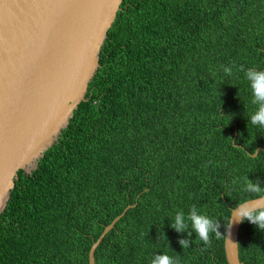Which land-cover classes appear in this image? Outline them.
<instances>
[{
    "label": "trees",
    "instance_id": "1",
    "mask_svg": "<svg viewBox=\"0 0 264 264\" xmlns=\"http://www.w3.org/2000/svg\"><path fill=\"white\" fill-rule=\"evenodd\" d=\"M241 66L264 70V0H122L84 101L36 168L16 173L0 264H87L126 206L94 264H151L160 253L226 264L230 210L259 197L244 179L264 184V154H247L264 149V128L248 121L256 105ZM192 205L221 224L207 247L170 227ZM237 253L264 264V232L240 223Z\"/></svg>",
    "mask_w": 264,
    "mask_h": 264
},
{
    "label": "water",
    "instance_id": "2",
    "mask_svg": "<svg viewBox=\"0 0 264 264\" xmlns=\"http://www.w3.org/2000/svg\"><path fill=\"white\" fill-rule=\"evenodd\" d=\"M121 2L0 0V213L17 171L28 174L36 168L84 101L101 45ZM258 151L264 154L260 147L247 154L255 157ZM248 201L264 206V196ZM130 207L103 228L89 248L87 264H94V250ZM232 210L223 252L226 264H240V223L230 227Z\"/></svg>",
    "mask_w": 264,
    "mask_h": 264
},
{
    "label": "clouds",
    "instance_id": "3",
    "mask_svg": "<svg viewBox=\"0 0 264 264\" xmlns=\"http://www.w3.org/2000/svg\"><path fill=\"white\" fill-rule=\"evenodd\" d=\"M233 67L234 65L224 66V73L229 76L232 75ZM239 70L245 72V77L249 81L253 97L251 102L253 105H256V109L250 115L248 121L252 126L264 128V70L254 68L245 70L243 66ZM242 190L249 194L264 196V184H261L259 179L253 181L246 177L242 185ZM245 221L255 225L257 230L264 232V206L252 203L251 201H245L234 207L230 227L233 222L243 223ZM189 222L191 224V230H188ZM170 227L177 232L186 233L188 237H191L195 233L196 238L205 247L210 245L213 234L216 238H221L222 236V233L219 231L221 227L219 219L212 218L206 213L201 212L195 205L190 207L187 214L183 210H178L175 214L174 222L170 223ZM179 243L182 249L190 247L188 239H181ZM151 264H179V259L178 257L169 256L167 253H160L153 256Z\"/></svg>",
    "mask_w": 264,
    "mask_h": 264
}]
</instances>
